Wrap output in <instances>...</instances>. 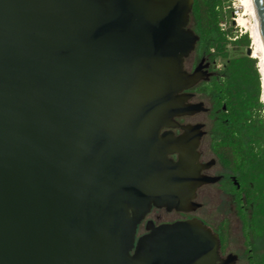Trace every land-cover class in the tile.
Wrapping results in <instances>:
<instances>
[{"label": "water", "instance_id": "obj_1", "mask_svg": "<svg viewBox=\"0 0 264 264\" xmlns=\"http://www.w3.org/2000/svg\"><path fill=\"white\" fill-rule=\"evenodd\" d=\"M264 41V0H254ZM194 0H0V264H235L192 211ZM247 54H251V47ZM183 132L176 136L172 130ZM177 154V159L170 158Z\"/></svg>", "mask_w": 264, "mask_h": 264}, {"label": "trees", "instance_id": "obj_2", "mask_svg": "<svg viewBox=\"0 0 264 264\" xmlns=\"http://www.w3.org/2000/svg\"><path fill=\"white\" fill-rule=\"evenodd\" d=\"M226 2L194 0L191 15L195 18V32L200 36L195 52L213 61L225 60L221 74L203 81L199 90L214 97L215 109L219 110L218 128L226 131L224 140L217 143V152L240 182V189H234V199L250 245L253 239L264 238V132L257 129L263 122L259 73L256 59L249 54L230 55L228 44L248 49L250 38L248 34H239L233 26L226 27ZM253 82L257 88L252 93ZM218 232L221 246L226 249V220L220 223ZM250 264H264V252L251 253Z\"/></svg>", "mask_w": 264, "mask_h": 264}, {"label": "rangeland", "instance_id": "obj_3", "mask_svg": "<svg viewBox=\"0 0 264 264\" xmlns=\"http://www.w3.org/2000/svg\"><path fill=\"white\" fill-rule=\"evenodd\" d=\"M228 2L232 5H228ZM226 27L233 26L236 28L239 34H248L250 38L251 54L250 56L256 59V67L259 73V85H260V102L262 104V119L263 122L257 129H261L264 132V80L261 71V60L260 53H256L257 44L253 36L255 30L254 17L251 13V8L242 3V0H227L226 6ZM195 18L191 15L189 27L195 30ZM228 49L231 56L239 55L240 53H247L246 47H240L235 44H228ZM214 50L211 49V52ZM194 54H198L197 51ZM225 60L218 58L213 66L216 77L221 74ZM257 88V83L253 82L250 84V90L253 93ZM207 106H211L215 101L214 97L205 99ZM214 112L202 113L197 116V119L201 122L206 123V128L215 129L218 128L217 113L219 110L214 109ZM204 202L203 208L199 211L202 214L208 215L210 222L213 226H219L224 220L228 223V238L226 246V254L233 253L238 255V260L235 264H250L251 253H262L264 252V238L253 239L250 245L247 244L244 232L243 223L239 217L236 202L233 196H226L223 194L215 195L210 199H202ZM160 216L161 220L174 219L177 214L168 212L165 209H154L150 214L152 217ZM250 249L251 252H250Z\"/></svg>", "mask_w": 264, "mask_h": 264}, {"label": "flooded vegetation", "instance_id": "obj_4", "mask_svg": "<svg viewBox=\"0 0 264 264\" xmlns=\"http://www.w3.org/2000/svg\"><path fill=\"white\" fill-rule=\"evenodd\" d=\"M196 49V48H195ZM195 50L185 59V69L189 72H192L195 70V68L198 65H202L204 69H207L210 77L208 80L203 81H209L213 78L215 75L214 72V64L216 61H213L208 57L207 55H198L194 54ZM199 82L194 87L186 90V92H189L192 94V96L188 99L189 103H203L204 106L207 108L206 111L197 112L193 115H185L177 117V120L181 124H197L202 123L204 124V134L201 137V142L198 148V151L200 153L199 156V162L204 166L201 173L205 176L209 177H215L217 178L213 182H208L205 184H202L199 186L196 190V197L195 201L200 204V206L196 210L192 211H177L173 210L177 216L174 219L171 220H161L160 216L152 217L150 214L153 212L154 209H165V208H152V210L145 216V218L138 224V230H137V239L146 234L148 232L147 225L150 221H152L155 225H160L163 223H172L179 220H187V219H198L202 221L205 225L210 227L214 233H217L219 235V226H213L210 222V219L208 215L202 214L199 211L203 208L204 202H202V199H210L213 198L216 194H223L226 196H233L235 197L234 189L237 187L240 189V182L237 179L236 173L230 169L221 159L219 153L217 152V143L224 140V136L226 134V131L221 128H215V129H208L206 128V123L199 121L197 119V116L202 113H212L215 109V101L212 103L211 106H207L206 100L207 98H211L208 93L202 92L199 90V85L203 82ZM226 106L224 105V108ZM172 130L176 136L180 135L183 130L179 127L176 128H163L161 130V133H164L165 131ZM170 158L177 159V154H170ZM166 210V209H165ZM167 211V210H166ZM168 211V212H173ZM221 255L222 257H227L229 254H226V249H223L221 246Z\"/></svg>", "mask_w": 264, "mask_h": 264}, {"label": "bare ground", "instance_id": "obj_5", "mask_svg": "<svg viewBox=\"0 0 264 264\" xmlns=\"http://www.w3.org/2000/svg\"><path fill=\"white\" fill-rule=\"evenodd\" d=\"M242 3L251 8V13L254 17L255 30L253 32L254 33L253 36L255 39V43L257 44L256 53H260L261 71H262L263 80H264V41H263V37L261 33V28H260L256 6H255V1L254 0H242Z\"/></svg>", "mask_w": 264, "mask_h": 264}]
</instances>
